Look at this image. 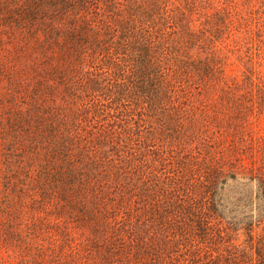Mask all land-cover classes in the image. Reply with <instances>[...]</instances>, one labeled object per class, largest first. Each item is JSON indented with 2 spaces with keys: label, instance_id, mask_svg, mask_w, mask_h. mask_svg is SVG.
Instances as JSON below:
<instances>
[{
  "label": "trees",
  "instance_id": "trees-1",
  "mask_svg": "<svg viewBox=\"0 0 264 264\" xmlns=\"http://www.w3.org/2000/svg\"><path fill=\"white\" fill-rule=\"evenodd\" d=\"M0 264H264V0H0Z\"/></svg>",
  "mask_w": 264,
  "mask_h": 264
}]
</instances>
